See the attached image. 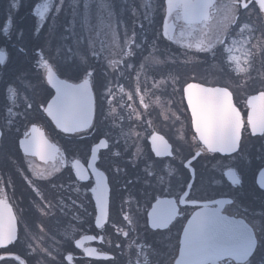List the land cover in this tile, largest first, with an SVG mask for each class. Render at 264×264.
I'll use <instances>...</instances> for the list:
<instances>
[{
    "label": "flooded vegetation",
    "instance_id": "af4514ba",
    "mask_svg": "<svg viewBox=\"0 0 264 264\" xmlns=\"http://www.w3.org/2000/svg\"><path fill=\"white\" fill-rule=\"evenodd\" d=\"M154 2L157 7L152 9L148 20H145V10ZM13 3H16L17 7L13 8ZM45 3H48L50 8L45 12V18L42 20L36 15V10L37 5L42 8ZM58 4L59 0H0V49L8 54L9 66L31 68L35 63L29 59L32 55L39 56L43 50V56L51 59L57 47H61L62 51L66 52L73 46L75 39L73 31L79 34L82 29L79 23L74 30L71 29V9L66 4L57 14ZM112 4L116 19L122 20L123 24L119 26L118 31L114 24L113 31L108 37L103 34L99 36L97 49H106V51L98 61L95 58L92 61L102 72L109 73V86L115 97L111 106L108 105L107 100L105 101V112L108 115L105 125L99 127V130L88 129L81 133H64L41 109L39 112H32L27 120L22 118V122L18 124V132L13 128L9 136L0 139V199H6L12 207L13 214L17 218V235L21 241H24L22 244L9 245L7 253L0 251V255H5L7 264H19L13 259L15 255L24 259L26 264H145L148 259L147 252L141 250L145 242L155 244L162 252L174 249L178 236L182 235L183 226L191 218L192 212L199 210L198 206L178 205L181 214L167 233L160 231L145 233L142 227L133 230V226L123 220V212L128 211L127 205H124L123 211L121 210V195L125 200L129 197V190L126 188L128 182L134 185L132 191L143 190L142 173L146 159L150 157L149 162L162 160L164 165L172 169L182 167L180 156H155L152 150L153 134L163 136L173 149L178 145L182 146L184 156L188 155L189 147L192 146L191 150L194 154L196 149L192 137L195 132L191 125V111L183 96V88L187 83H201L205 87L229 86V90L233 92V102L241 111L245 122L248 96L264 90V82L260 79L249 80L246 87H237L243 85L248 78L245 75H237L236 65L229 63L228 54L225 52L228 46H239L233 44L234 41H241L237 31H233L227 37L225 45L217 44L212 52H200L195 48V41H190L187 37L182 39L179 36L181 26L177 24L173 29L171 19L168 20V32L174 39L168 40L164 36L166 5L159 6L164 4V0H112ZM79 7L82 8V4ZM132 10L136 11L135 16ZM9 20H11L10 25ZM142 23L148 41L147 50L143 55H134L132 59L125 57L122 49L123 51L129 49L124 43L123 25H127L130 36L133 27L140 31ZM6 25L9 26L7 36L3 31ZM37 28H39L38 32ZM20 32L23 33L22 38L18 36ZM206 39L216 44L217 39H225V36L222 31H210ZM189 42L193 44L192 48L186 46ZM20 47L26 49L28 57L18 54L17 50ZM235 54L239 55V53ZM109 60L114 63L109 65ZM125 60L134 66L125 68ZM53 67L55 69V63ZM31 70L33 81L42 78L43 69L40 70V76L36 75L35 69ZM58 75L61 79L66 78L59 73ZM252 76L264 77V66L259 62L256 63ZM45 86L52 95H55L54 89L46 84ZM138 86L145 89L141 95L148 108H144L140 96L135 95ZM24 87H31V82L25 81ZM121 87L124 89L123 92L120 91ZM129 93L133 95L132 100L128 99ZM25 99L24 91H20L15 103L19 104ZM2 103L3 101L0 100V104ZM11 103L12 101L9 100V104ZM7 116L6 111L0 110V125H5ZM94 123H96L95 117ZM33 124L43 132L48 143L54 146L51 154L55 159L47 154L45 160L36 155L25 154L19 140L24 138V132ZM105 132L108 133L107 136L104 135ZM101 139L108 142V148L100 145ZM117 140L119 149L112 147L113 142ZM161 143L159 140L156 141L157 145ZM243 146L247 158L238 162V166L233 170L242 179L240 202L252 215L264 211V190L259 189L255 182L259 169L264 167V139L246 132ZM92 148L97 150L98 170L105 173L109 182V219L103 222V228L96 226V205L91 192L87 193L88 199L83 201L87 208V212H84L83 209L72 204V199L76 198L75 194L59 187L61 184L65 186L72 184L76 180V170L72 168L76 160L83 165L81 171L87 169L91 161ZM117 150L122 152V157L113 155ZM224 155L206 153L204 158H197V161H194V172L185 169L189 176L188 183L195 180L196 188L193 191L185 185L184 190L198 199L199 204L207 202L208 198L227 199L232 195L226 166L232 165L233 161L231 158L221 159ZM116 164H120L124 169L119 174V179L115 172ZM160 167L162 165H157V171ZM56 169H59V172ZM90 171L88 169V172ZM201 177L204 178L205 183L200 182ZM165 178L168 179L167 176ZM91 180L94 184L95 177H91ZM209 180L212 182L211 186L207 183ZM88 183V180L79 181L81 185ZM53 184L57 187L53 188ZM161 198L174 199L176 196L173 194ZM60 201H63V207ZM80 202L78 199L77 205ZM48 203L56 205L51 209V215L44 214L43 206ZM132 207L134 210L136 205L133 203ZM224 207L228 208L227 205ZM235 212V208H229L225 214ZM133 219L135 220V217ZM140 224H143V220ZM119 229L129 231L130 236L125 238L118 231ZM87 236H94L95 239L89 241L85 239ZM78 240L81 242L80 247L75 243ZM28 241L34 245V248L28 247ZM117 244L121 247L117 248ZM86 250H95L94 255L106 254L111 260L89 257ZM69 254L74 257L72 261L66 259ZM261 255H264V249L258 250L252 259L259 260ZM52 257H55V260ZM0 264L5 262L0 261Z\"/></svg>",
    "mask_w": 264,
    "mask_h": 264
},
{
    "label": "snow or ice",
    "instance_id": "6c2138e0",
    "mask_svg": "<svg viewBox=\"0 0 264 264\" xmlns=\"http://www.w3.org/2000/svg\"><path fill=\"white\" fill-rule=\"evenodd\" d=\"M66 4L72 13L71 29L74 30L77 23L82 29L79 34L73 31L74 43L66 52H63L61 47H57L49 59L43 56L42 50L39 56L32 55L29 58L35 62L29 68L9 66L8 54L0 49V100L3 101L0 104V110L8 114L5 125H0V139L9 136L13 128L18 132V124L22 122V118L27 120L32 112H39L41 109L48 117H51L57 128L70 134L81 133L88 129L99 130V127H103L108 119L105 101L107 100L108 105L111 106L115 99L112 88L109 86V73L102 72L92 61L93 58L98 61L106 51V49H97L99 36L103 34L108 37V34L113 31L114 24L118 31L123 21L116 19V14L112 11V0H59L57 14ZM80 4L82 8L79 7ZM159 6H165L166 11L164 36L168 40L174 39L168 32V20L171 19L173 29L177 24L181 26L179 36L182 39L187 37L190 41H195V48L200 52H212L217 44L225 45L227 37L233 31H237L241 41H234L233 44L239 46L225 48L229 63L236 65L237 75H245L248 78L243 85H237V87H246L248 81L253 79L264 82V77L252 76L257 62L264 66V0H222V2L221 0H164V4ZM12 7H17V4L13 3ZM156 7L154 2L145 10V20H148L152 9ZM49 8L48 3H45L42 8L37 5L36 15L43 20ZM132 12L133 16L137 14L135 10ZM217 17H219L218 21ZM10 24L11 20H9ZM123 26L124 43L129 50L122 49V54L130 59L134 58V55H143L148 45L143 23L139 32L133 27L130 36L127 25ZM8 27L6 25L3 29L6 36L9 34ZM38 31L39 28H37ZM210 31H222L225 39H217L216 44L211 43L206 39ZM18 36L22 38L23 33L20 32ZM101 44L103 47V42ZM186 46L192 48L193 44L189 42ZM17 51L19 55L28 57L24 47L18 48ZM112 63L114 61L109 60V65ZM124 66L132 68L134 65L125 60ZM31 69L36 70L37 76H40V70L43 69L42 78L33 81ZM58 73L66 78H59ZM71 80L80 82L70 83ZM25 81L31 82V87L25 88ZM45 84L55 90V95L51 94ZM144 90L138 86L135 95L140 96L141 104L144 108H148L141 95ZM20 91H24L26 99L16 104L15 100L19 98ZM120 91L123 92L124 89L121 87ZM183 96L191 111V125L195 132L192 139L196 150L193 154L192 146H190L188 155L184 156L182 146L178 145L176 149H173L163 136L153 134L152 150L155 156H180L182 167L172 169L164 165L162 160L149 162L151 158L146 159L142 173L143 190L132 191L134 185L128 182L126 184L129 190L128 199L125 200L121 195V210L123 211L124 205L128 207V211L123 212V220L132 225L133 230L142 227L145 233L156 231L167 233L181 214L178 205L198 206L199 210L193 211L191 218L183 226L182 235L178 236L174 249L162 252L155 244L149 242L141 246V250L146 251L148 256L145 264H264V255H261L259 260L252 259L258 250L264 249V211L249 214L247 207L239 199L242 195L241 176L233 170L238 166V162L247 158L243 146L245 133L264 139V90L248 96L246 122L241 111L234 104L233 92L227 85L205 87L201 83H187L183 88ZM128 99H133L131 93L128 94ZM9 100L12 101L11 104ZM126 107L130 108L131 105ZM94 117L96 123H94ZM104 135L107 136L108 133L105 132ZM157 140L162 143L157 145ZM99 143L105 148L109 147L105 139H101ZM19 144L25 154L39 156L42 160L46 159L47 154L55 159L51 154L54 146L48 143L43 132L34 124L24 132V138L19 140ZM112 147L119 149L118 140L113 142ZM206 153H221L225 154L221 159H232V165L226 166L232 195L227 199L208 198L207 202L199 204L198 199L184 190L185 185L193 191L196 188L195 180L188 183L189 176L185 169H191L194 172V161H197V158H204ZM113 155L122 157V152L117 150L113 152ZM96 160L97 150L92 148L91 161L87 169L81 171L83 165L76 160L72 164V168L76 170V180L72 184L67 186L61 184L59 187L74 193L76 198L72 199V204L83 209L84 212H87V208L83 201L88 199L87 193L91 192L96 205L95 223L97 228H103V222L109 219V182L105 173L98 170ZM157 165H162L158 171ZM88 169L91 171L88 172ZM56 171L59 172V169ZM123 171L120 164H116L117 179ZM165 176L168 177L167 180ZM91 177H95L94 184ZM85 180L89 183L79 184V181ZM200 182L205 183L203 177L200 178ZM255 182L259 189L264 190V167L259 169ZM207 183L211 186L212 182L209 180ZM55 187L57 185L53 184V188ZM173 194L176 196L174 199L161 198ZM78 199L81 201L79 205H77ZM133 203L136 205L134 210ZM60 205L63 207V201H60ZM225 205L228 208H225ZM55 206L51 203L44 205V214L51 215V209ZM229 208H235L236 212L225 214ZM141 220H143L142 225ZM16 224L17 218L13 214L12 207L6 199H0V251L7 253L9 245L24 243L17 235ZM118 231L125 238L130 236L129 231L122 229ZM85 239L91 241L95 237L87 236ZM75 243L77 247L81 246L79 240ZM28 247L34 248V245L28 241ZM120 247L121 245L117 244V248ZM94 252L95 250H86L89 257L111 260V257L106 254L94 255ZM13 259L19 264H26L19 255H15ZM52 259L55 260V257ZM66 259L72 261L74 257L69 254ZM0 261L7 264L5 255H0Z\"/></svg>",
    "mask_w": 264,
    "mask_h": 264
}]
</instances>
